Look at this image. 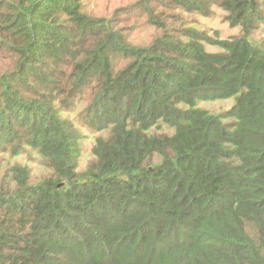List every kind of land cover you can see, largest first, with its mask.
Listing matches in <instances>:
<instances>
[{
  "label": "trees",
  "instance_id": "trees-1",
  "mask_svg": "<svg viewBox=\"0 0 264 264\" xmlns=\"http://www.w3.org/2000/svg\"><path fill=\"white\" fill-rule=\"evenodd\" d=\"M83 1L0 0V143L45 170L0 164V264H264V0H211L225 39L149 14L144 45Z\"/></svg>",
  "mask_w": 264,
  "mask_h": 264
},
{
  "label": "rangeland",
  "instance_id": "rangeland-1",
  "mask_svg": "<svg viewBox=\"0 0 264 264\" xmlns=\"http://www.w3.org/2000/svg\"><path fill=\"white\" fill-rule=\"evenodd\" d=\"M138 2H141L140 8L135 10L134 5ZM208 3L209 6L198 14H188L184 7H176L177 3L173 0H84L83 10L95 18H98L97 16L112 18L110 26L115 30L129 31L127 33L128 39L132 43L139 45L147 44L151 40L155 30L146 23V18L147 15L156 13L163 17V31H176L177 29L189 28L198 24L199 27H196L200 30L219 33L221 35L220 39L227 37V31L238 34L239 28L231 27L225 22L226 12L219 9L211 0ZM262 7L264 10V5ZM258 17V26L252 33L256 41L264 38V18L262 15ZM208 50L216 51L217 49L210 46ZM84 104L83 101L76 99L75 109L73 111L72 108L67 109L61 114V118L73 121L78 118L83 119V116L79 114V110ZM232 104L233 100L230 99L226 101L200 102L199 107H206L213 112L222 113L229 109ZM90 129L86 125L80 128V131L86 137H82L81 141L84 153L80 158L79 170L84 168L89 162V149L96 138V136L91 134ZM0 150L2 151L0 153V164L3 165V169H9L15 164L24 166L28 169L29 173L31 172L32 182L36 181L41 173L45 175L44 168L38 164L39 160L37 156L29 147L21 145L18 147L17 154L12 155L11 146H5L0 143Z\"/></svg>",
  "mask_w": 264,
  "mask_h": 264
}]
</instances>
